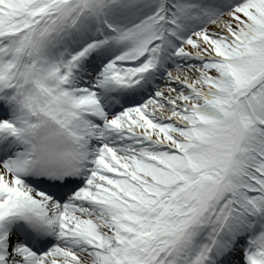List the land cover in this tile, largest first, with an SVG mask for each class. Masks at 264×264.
I'll list each match as a JSON object with an SVG mask.
<instances>
[{
  "label": "snow or ice",
  "instance_id": "6c2138e0",
  "mask_svg": "<svg viewBox=\"0 0 264 264\" xmlns=\"http://www.w3.org/2000/svg\"><path fill=\"white\" fill-rule=\"evenodd\" d=\"M0 264H264V0H0Z\"/></svg>",
  "mask_w": 264,
  "mask_h": 264
}]
</instances>
